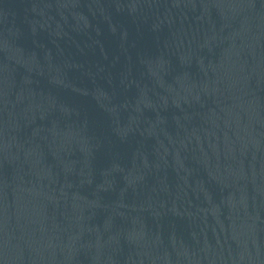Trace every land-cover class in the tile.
Instances as JSON below:
<instances>
[{
    "label": "water",
    "instance_id": "1",
    "mask_svg": "<svg viewBox=\"0 0 264 264\" xmlns=\"http://www.w3.org/2000/svg\"><path fill=\"white\" fill-rule=\"evenodd\" d=\"M0 264H264V0H0Z\"/></svg>",
    "mask_w": 264,
    "mask_h": 264
}]
</instances>
